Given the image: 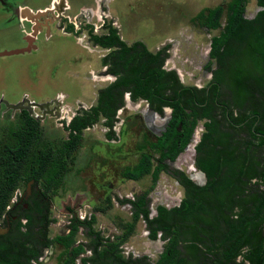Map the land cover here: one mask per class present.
Wrapping results in <instances>:
<instances>
[{"label": "trees", "instance_id": "obj_1", "mask_svg": "<svg viewBox=\"0 0 264 264\" xmlns=\"http://www.w3.org/2000/svg\"><path fill=\"white\" fill-rule=\"evenodd\" d=\"M248 1L234 0L225 31L213 38L210 57L217 68L208 67L213 78L204 88L185 86L177 71L166 70L165 50L154 53L142 42L128 45L113 26L103 35L89 26L90 40L110 50L102 65L116 79L99 91L97 105L65 126L69 137L59 155L52 146L38 147L40 124L25 114L16 145L6 146L7 156L0 157V220L26 180L43 181L46 192H53L81 146L83 132L101 118L112 128L129 94L133 102L143 99L160 114L165 107L172 109L168 133L151 146L160 159L143 153L138 165L123 173L134 181L151 175L157 182L167 171L186 187L182 205L159 207L153 222V238L162 231L163 239L176 247L171 264H264V0H256L261 10L253 19L245 17ZM223 14V7L202 14L207 28L218 29ZM69 29L74 32L73 25ZM200 121L204 133L196 148V166L208 179L204 187L165 164L184 150ZM179 128L184 139L172 147ZM71 237L48 244L62 245L67 255ZM179 245L183 251L177 250ZM42 254L28 234L0 244V264H34Z\"/></svg>", "mask_w": 264, "mask_h": 264}, {"label": "rangeland", "instance_id": "obj_2", "mask_svg": "<svg viewBox=\"0 0 264 264\" xmlns=\"http://www.w3.org/2000/svg\"><path fill=\"white\" fill-rule=\"evenodd\" d=\"M12 2L16 6L33 10L35 14L37 11L49 10L53 2L55 6L60 5L56 10L46 13L54 21L50 24V29H43V33L39 35L35 42L36 50L0 57V157L7 156L6 146L16 145L17 132L26 119L21 111L9 110L5 103L14 105L26 98L38 104L61 100V119L47 116L38 121V147L52 146L59 155L69 137V131L64 125L74 115L82 114L96 105L99 91L115 80L106 73L107 69L102 65L103 57L110 50L95 45L90 40V27L94 28V34L103 35L108 32L109 26H113L128 45L142 42L154 53L165 50L168 54L165 69L177 71L185 86L203 88L212 79L208 69L214 62L210 59L212 40L225 31L234 0ZM217 7L224 8L221 25L216 30H210L205 25L206 20L202 14L207 15L210 9ZM260 10L256 0H249L245 7V17L253 19ZM20 17L6 10L4 4L0 3V53L27 47L25 38L26 35L33 34V23ZM70 25L74 26V32H70ZM211 68L215 66L211 65ZM125 105L118 114L114 140L108 138L109 129L104 118L83 132L81 146L73 160L69 161L59 186L50 193L54 202L52 216L56 218V223L51 228V237L61 234L69 218L67 210L74 204L79 203L83 212L85 209L99 208L96 228L105 227V236H109L110 228L117 227L121 232L119 224L130 218L128 207L119 206L118 197H134L141 192H150L156 204L166 207L176 206L183 199L184 190L176 179L165 173L160 175L155 184L151 175L139 181L124 178L123 173L137 165L143 151L141 149L153 153L149 143L156 141L143 120L147 103H132L127 94ZM34 112L32 116L35 118L42 116L39 109ZM139 115L141 116L135 117ZM157 122L162 124L164 120L158 119ZM203 133L204 122H200L195 132L197 143ZM183 156L176 165L190 176L195 173L189 172V164L195 155L187 151ZM110 196L112 202L108 201ZM142 236V223H139L136 235L129 244L141 249L146 242ZM160 243L157 241L154 244ZM55 245V252L48 264H62L65 257L63 247Z\"/></svg>", "mask_w": 264, "mask_h": 264}, {"label": "flooded vegetation", "instance_id": "obj_3", "mask_svg": "<svg viewBox=\"0 0 264 264\" xmlns=\"http://www.w3.org/2000/svg\"><path fill=\"white\" fill-rule=\"evenodd\" d=\"M2 1L6 4L4 5V8L14 13L18 18L20 17L21 13L23 14L27 10H30L34 13L33 10L28 9L27 7L16 6V4L12 2V0H0L1 4H3ZM57 6H55L53 2L51 8H48L49 10H46L44 12L48 13L49 11H54L57 9ZM51 18L52 17H50L49 14H46L39 18H35L34 21L26 18L27 21L33 23L31 25L32 33L35 32V29L38 32L36 40L39 38V35L43 33V29H50V24L54 21ZM27 36H29V34L26 35L25 40L27 39ZM211 65H213V67L215 66V68H212V70H215L217 68L216 62H212ZM105 68L108 70L107 67ZM211 74L213 78V72H211ZM55 101L50 107L45 108L44 110H41L38 107L34 108V111L35 109H39L41 111L42 116L40 117L35 118L30 114L28 110H23L21 111V113L24 115L25 113L30 114L36 121H39L41 118L44 119L47 116L61 119L63 116V104L61 100H59V103H61L60 105H57ZM139 101H144L147 103V110H145V116L143 115V120L149 128V132L153 134L156 138V141L149 143V145L152 146L162 140L164 136L168 133L170 129V122L172 119V109L169 107H165L164 112L160 114L155 109H152V107L147 101L143 99H140ZM131 102L137 103L138 101L133 102L131 100ZM94 106L90 107L86 111L91 110ZM125 106L126 105H124L123 108H125ZM122 109H120L117 113V116L115 118L117 120L116 123H118V114ZM33 113L35 114V112ZM75 116L76 115H74V117ZM140 116L141 115L135 117L137 118ZM74 117H72L70 121H68L67 126L71 123ZM104 119L105 121H107L106 118ZM158 119L164 120V122L162 124H158ZM62 123L65 124L64 121ZM116 123L112 128H108V135L111 132V134H113L111 140H114V136L116 133ZM196 130L197 128L195 129L193 135L190 137L189 143L184 148V150L178 155V157L175 160H171L169 158L166 159L165 164L168 165L169 170L171 171L178 170L180 172L185 173L183 170L179 169L176 164L179 162V159L184 155V152L189 151V149L193 146L194 152L192 154L195 155V157L192 160L195 170H197L198 172L195 171V173H192L191 176L187 175L186 173L185 174L196 185L204 187L207 185L208 179L206 175L202 171H200L196 166V148L201 141L200 139V141L197 143L195 135ZM178 131L179 135L175 137V141L172 143V147L175 145V143L180 146L182 140L184 139V134L180 135V132H184L183 129L179 128ZM141 150L143 151H140V158L143 153H146L148 155H152L156 160L160 159V154L156 153V150H154L153 148V153H147L146 149L144 148H142ZM156 160H154L155 166L158 165ZM172 165L176 167L174 168L172 167ZM162 173H165L170 177L174 178L171 173L167 171H163ZM193 176H195V178ZM176 181L178 185L184 190V197L176 206L169 205L168 207H166L162 204H156V202H154L151 198L150 192H141L140 194L135 195L134 197H118L117 202L119 206L128 207L130 214V218L128 220L123 221L120 224L118 223L120 225L119 228L121 229V232L117 227H114L110 228V235L105 236V227L102 226L100 229L96 228V223L99 216V208H91L90 210L85 209V211L83 212V210L80 209V204L78 203L74 204L73 207L68 208L67 211L69 214V218L67 220L66 226H64V228L61 230V234L57 235L56 237H51V228L56 223V218H53L52 216V212L54 210V202L50 197V193H47L45 190V182L36 181L35 179L26 180L24 186H22L23 188L19 187L14 192L10 204L6 212L4 213L2 219L0 220V244H4L6 246L11 243L12 240L18 238L21 233L28 234L30 242H32L33 244H38V248H42L43 250L42 256L38 258L37 261H33L34 264H48V260L50 259L52 253L55 252L56 247L55 244H48V241L54 240L57 237L72 236L70 240L71 246L68 249L67 255H65L64 259L62 260V264H171V252L176 247L169 245V238L163 239L164 232L162 231L158 232L157 239L153 238L155 229V225L153 222L160 215L158 210L159 207H164L167 210H171L174 208H178L182 205V202L186 196L187 189L184 185L179 182V180L176 179ZM157 182H154V184ZM108 201L112 202L111 196L108 198ZM101 211L103 212L104 210H100V212ZM146 213H148V215ZM139 223H142V237L146 241L144 243L145 245L141 249H137L135 246L129 244V241L136 235V228L138 227ZM76 229L78 230L76 233H74ZM157 241H160L161 243L159 245H155L154 243ZM184 248L185 247L182 245L177 246V250L180 251H183ZM63 249L65 252L66 250L64 247ZM81 249V253L78 254V250ZM47 254L49 256H46Z\"/></svg>", "mask_w": 264, "mask_h": 264}, {"label": "water", "instance_id": "obj_4", "mask_svg": "<svg viewBox=\"0 0 264 264\" xmlns=\"http://www.w3.org/2000/svg\"><path fill=\"white\" fill-rule=\"evenodd\" d=\"M2 3L4 5H6L5 2L2 1ZM45 14H46V12H42V11H39L36 14H34L32 11L27 10V11H25L22 14V17L23 18H28L29 20H34L35 18L42 17ZM37 34H38V32L35 29V32L32 35L27 36V39H26L27 40V47L26 48L15 50V51H11V52L0 53V57L31 53L32 51L36 50L37 47L35 45V41H36ZM126 97H127V95H126ZM55 102H56L57 105L61 104V103H59V100H56ZM53 103L54 102H52V103L50 102V103H46V104H36V103L31 102L29 99L26 98V99H24L22 102H20L18 104H14V105H11V104H8V103H5V104L7 105V108L9 110H12L14 112L15 111L28 110L30 112V114L32 115L33 112H34V108L35 107H38L41 110H44L45 108L50 107Z\"/></svg>", "mask_w": 264, "mask_h": 264}, {"label": "bare ground", "instance_id": "obj_5", "mask_svg": "<svg viewBox=\"0 0 264 264\" xmlns=\"http://www.w3.org/2000/svg\"><path fill=\"white\" fill-rule=\"evenodd\" d=\"M195 139V138H194ZM196 139H197V136H196ZM195 148V147H194ZM189 152H191V153H193L194 151H193V146L189 149ZM184 157V156H183ZM187 159H188V157H187ZM185 160H186V158H185ZM180 161V160H179ZM190 167H189V172H198L197 170H195V167H194V165H193V160H191V162H190ZM191 176V175H190ZM194 178H195V176H193Z\"/></svg>", "mask_w": 264, "mask_h": 264}]
</instances>
